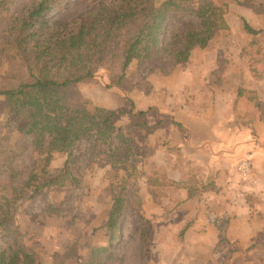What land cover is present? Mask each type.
Returning <instances> with one entry per match:
<instances>
[{"label":"crops","instance_id":"obj_1","mask_svg":"<svg viewBox=\"0 0 264 264\" xmlns=\"http://www.w3.org/2000/svg\"><path fill=\"white\" fill-rule=\"evenodd\" d=\"M215 1L226 23L221 33L242 32L243 37L248 36L242 28L246 22L251 28L262 31L264 40V13L256 14L251 7L242 4L251 1L264 8V0ZM218 1L225 3L224 10ZM233 44L234 41L228 39L225 49L237 51L236 60L242 66L243 79L256 82L251 90L246 88V92L251 91L250 97H258L256 104L247 102L245 92L240 90L242 96H238V92L234 95L225 86L228 74L217 72L223 63L220 52L214 47L194 49L188 63L151 81L152 91L157 88L169 94L165 101L158 100L153 93L137 95V87L128 92L112 90L123 109H128L126 98L133 101L131 114L150 109L144 115L143 123L147 127L160 123L151 133L143 131V171L146 176H158L168 183L160 197L155 196L154 187L148 188L146 180L143 179L140 187L141 214L144 221L149 222V226H145L144 264H264V196L248 195L234 203L224 197V186L241 159L250 160L251 175L258 180V189L264 194V56L259 61L262 72L254 73L250 57L242 53L248 41L243 40L239 50H234ZM222 82L224 84L219 85ZM190 96L205 97L207 104L196 106L198 100L193 102ZM131 114L122 115L120 120L115 115L112 123L118 128L127 126ZM65 159V154L53 153L47 170L58 171ZM88 185L90 189L97 187ZM55 191H58L55 187L42 189L34 195H50ZM102 192H86L80 202L74 204L73 214L71 212L74 219L64 217L69 219L64 223L65 228L52 220L49 212L38 218L25 211L26 221L22 226L33 233L34 238L39 229L57 233L56 241L46 248L30 247L25 252L29 257L27 264H104L108 260L116 263L112 258L120 252L116 245L124 240V227L121 238L114 239L110 248L107 222L112 198ZM28 205L32 204L23 203V208ZM53 225L59 226L53 228ZM20 258L23 263V257Z\"/></svg>","mask_w":264,"mask_h":264},{"label":"trees","instance_id":"obj_2","mask_svg":"<svg viewBox=\"0 0 264 264\" xmlns=\"http://www.w3.org/2000/svg\"><path fill=\"white\" fill-rule=\"evenodd\" d=\"M65 3L66 0H0V14L8 15L0 25L4 27L0 38L15 46L28 72L24 81L10 90L0 91V96L6 99L14 118L10 121L16 123L19 135L30 139L31 156L43 158L40 168L33 158L30 166L17 169L18 155L10 163L0 164V174L5 176L0 182V229L15 237L17 228L10 230L9 220H13L16 204L26 189H31L34 195L42 189L69 183L81 187L78 160L82 155H76L75 149L83 142L88 146V164L104 160L116 176L124 172L120 192L110 180L112 207L107 228L111 248V242L119 236L125 211L129 167L135 169L134 164L127 165L129 147H118L115 141L126 140L122 130L133 132L135 127H141L151 133L160 123L148 127L144 123L135 124L134 120L144 117L145 112H128L130 123L116 128L112 120L117 111L95 106L70 89L89 82L98 68L111 65L117 53L121 57L120 73L112 76L109 83L116 89L134 60L164 62L170 57L174 66L188 63L194 49L213 46L226 23L215 0H100L74 20V28L70 30L48 19L50 12L61 9ZM242 4L256 14L264 13L261 5L251 1ZM173 16H183L191 22L183 35L171 31L169 20ZM242 28L249 39L242 53L250 57V67L255 72L256 63L264 56L260 44L263 33L246 22ZM55 152L65 154L66 159L61 169L51 172L47 167ZM26 170L27 177L19 183L20 188L14 187ZM140 175L148 177L145 173ZM7 247L10 254L1 252L0 264H16L21 256L23 264L28 263L29 257L20 244L13 251L11 244Z\"/></svg>","mask_w":264,"mask_h":264},{"label":"rangeland","instance_id":"obj_3","mask_svg":"<svg viewBox=\"0 0 264 264\" xmlns=\"http://www.w3.org/2000/svg\"><path fill=\"white\" fill-rule=\"evenodd\" d=\"M99 1L100 0H66V3L62 6L61 9L53 10L52 12H50V14L48 15V19L50 21H58L62 26H65L67 27V29L71 30L74 28L72 22L76 20L80 15L89 12L95 5V3H98ZM218 3L224 10L225 3L222 1H218ZM7 18L8 15L5 12H2L0 14V25L3 24L4 19L7 20ZM190 23L191 22L183 16H173L169 20L171 31L175 30L181 35H183L186 28L191 25ZM3 29L4 27L0 28V32H2ZM228 39L234 41V44L232 45V47H234V50L235 48L239 50V47L243 40L246 42L249 41L248 36L244 35L243 37L242 32H235L233 35L229 32H219L216 39L214 40L213 46L211 47H214L213 49H217L220 52V61L223 63L221 64L222 68L218 69L217 72L225 75L228 74V80L226 81L225 86L229 88L234 95L236 92H238L239 94L237 95L242 96L240 94L241 90L245 92L244 97L248 98L246 99L247 102L250 101L252 104H256V102L258 101V97L252 98L250 97L252 96V94H250L251 91L246 92L249 88H254L256 82H254V80L252 79H243L241 72L242 66L240 65V62L236 60L237 51L235 50L234 52H230L228 51V49H225ZM3 41L5 40L0 38V91L10 90L16 87L28 76L27 69L22 65L17 56L15 46L8 45V43ZM260 41L264 44L263 39H261ZM166 59L167 60L164 62L157 59H151L149 61H132V63L127 68L125 79H123V81L121 82L119 89H121V91L128 92L137 87V89L139 90V93L137 95H151V93H153V95L156 96L155 98L165 101L169 94H167L166 91L163 92L164 90H160L157 88H155L156 91H152L153 87L151 81L156 79V77H158L159 75L171 73L178 66L173 65V61L170 60V57H166ZM120 62L121 57L120 54L117 53L111 60V65L98 68L95 72V76L89 82L79 83L74 88L70 89V91L76 94H80L86 99H89L95 106L104 109L108 108L109 110H113V108H116V115L119 116V118L117 117V120H120L122 115L124 116L125 114H128V112L131 111L130 109L134 110L133 101L129 97L126 98L128 109H123L124 106L116 101L117 95L112 93V90L116 88H113L109 85L110 78L120 73ZM261 64L262 63H258L255 65L254 73L257 72L258 74L259 72H262L263 69ZM223 84L224 82L219 85L222 86ZM132 97L135 98L136 96L133 95ZM188 98L193 102H196V100H198L196 106L200 105L201 107L207 104V101H204L205 97L202 96L199 98L190 96ZM201 102L204 103L202 104ZM149 110L150 109L145 110L144 112L148 113ZM13 119L14 118L11 114V111L6 104L5 97L0 96V164H7V160L8 163H10L12 159L16 155H18V159H15L16 163L14 162L17 169H22L25 166H30L32 164L33 158H36L37 168H40L43 164V158H39L35 155L31 156L30 139L19 135L16 130V123L10 121ZM143 122L144 117L134 120L135 124H142ZM122 131L126 136V140L121 139L119 142L115 141V144L116 146L123 149H125V147H129L128 159L129 162L132 160V163L127 162V165L134 164L135 169L131 170V166L129 167V173L131 174V176L127 181V186L125 187L126 205L124 214L121 217L119 231V236L121 238V229L122 227H124V240H121L120 244L116 245V249H119L120 252L115 255V257L117 256L116 258H112L117 262L113 263L111 262L112 260H108L105 261L104 264H144L142 253L144 248L143 245L146 242L145 234L147 233V230L145 229V226H149V222L146 223L144 221L145 217L141 214L142 199L141 195L139 194L140 187L142 186L144 179L147 181L148 188L149 186L154 187V189L152 190H155V196L160 197L163 194L165 188L168 186V183L166 182V180L164 181V179L159 178L158 176L147 175L148 177H142L140 175V173H144L142 163L144 159L145 146L143 145L142 141L143 135L144 133H146H143V131L146 130L144 128L137 127V129H134V132L131 134L128 131ZM135 132L137 133L134 134ZM125 141L128 142L124 144ZM143 146L144 148H142ZM87 152L88 146L83 142L80 144L79 148L75 149L76 155H82L78 160L81 175V187H75L72 183H69L64 187H56L58 191H55L50 195L46 193L32 195L30 193L32 192L31 189L25 190L23 197L16 204V211L13 220H9V222H12L9 229L13 230L12 227L17 228L15 230V237L14 235L7 233L6 230L0 229V253L5 252L6 255H9L10 250L7 246L10 244L12 245L11 251L16 250V244H20L24 252H26L30 247L42 250L49 244L53 243V241H56L57 233L53 230L48 233L47 231L41 232V229H39L38 235H35V238L34 235H32L33 233H30V231H25L24 227L22 226V223L26 221L24 220L23 214L25 213V211H27L26 214H32L34 216H37L38 218L47 215V213L49 212V215H52L53 217L52 220H55L65 228L64 223L69 222L67 221L69 219H64V217H70L72 218V220L74 219V216L72 215V211L75 208L74 204H76V202H80L81 197L86 195V192L87 194H91L92 190L96 192L103 191L102 193H107L111 196L110 180L114 181L115 190L117 192H120V187L122 185L121 179L124 177V172L120 171L116 176L114 172H111L110 166L106 165L104 160H98L96 163L88 164L86 155ZM233 176H231L230 179H232ZM26 177L27 170L23 172V174L16 180V182L14 183V187L20 188L19 183L23 180V178ZM4 178L5 176L0 174V182L4 180ZM89 182L93 186H95L96 184L97 187L90 189L88 185L90 184ZM5 193L9 194V192ZM26 202H29L32 205L30 207L28 205L23 208V203ZM59 202L61 203L59 207H57V204ZM18 214L19 217L17 216ZM58 226L59 225H53L52 227L58 228ZM39 227L44 229L41 225ZM181 232L182 231H180V233ZM31 239H33L32 242ZM142 239L143 242H141ZM16 264H23L22 258H20Z\"/></svg>","mask_w":264,"mask_h":264},{"label":"built area","instance_id":"obj_4","mask_svg":"<svg viewBox=\"0 0 264 264\" xmlns=\"http://www.w3.org/2000/svg\"><path fill=\"white\" fill-rule=\"evenodd\" d=\"M252 164L249 159H241L234 166V176L227 180L224 186V195L230 202L243 200L246 196L252 195L258 198L264 194L258 189V180L251 175Z\"/></svg>","mask_w":264,"mask_h":264}]
</instances>
